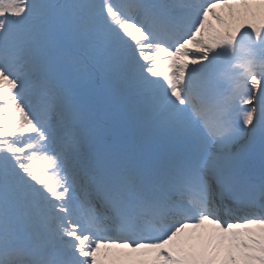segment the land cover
I'll return each mask as SVG.
<instances>
[{
  "label": "snow or ice",
  "instance_id": "6c2138e0",
  "mask_svg": "<svg viewBox=\"0 0 264 264\" xmlns=\"http://www.w3.org/2000/svg\"><path fill=\"white\" fill-rule=\"evenodd\" d=\"M0 264H264V0H0Z\"/></svg>",
  "mask_w": 264,
  "mask_h": 264
}]
</instances>
